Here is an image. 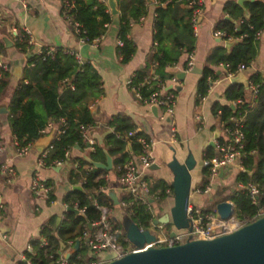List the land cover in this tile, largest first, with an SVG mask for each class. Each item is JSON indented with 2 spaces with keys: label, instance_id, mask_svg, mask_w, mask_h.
I'll return each mask as SVG.
<instances>
[{
  "label": "trees",
  "instance_id": "obj_1",
  "mask_svg": "<svg viewBox=\"0 0 264 264\" xmlns=\"http://www.w3.org/2000/svg\"><path fill=\"white\" fill-rule=\"evenodd\" d=\"M70 1L73 3L70 15L80 27V33L76 37L83 38L86 43L101 38L111 22L107 6L100 0ZM156 1L158 5L153 22L154 51L146 65L137 70L131 78L132 85L143 97H148L155 91L156 81L152 82L150 88L146 85L141 86V83L149 75L155 76L157 81L172 78L174 75L168 73L167 68L175 65L183 53H192L195 44L193 11L190 8L187 10L180 8L181 4L188 7L190 0ZM117 3L120 10L118 40L122 42L117 50L121 62L126 64L135 51L128 38L130 29L132 24L146 14V1L117 0ZM223 12L229 19L219 20L214 32H222L224 35L221 39L231 40L232 47L226 49L218 46L206 57V66L202 70L197 86L196 105L207 95L210 88L207 78H211L212 82L218 79L213 67L224 66L228 74L236 75L240 66L248 67L257 55L258 41L255 40V34L264 29V0L246 2L243 8L236 1H228ZM2 22L3 19L1 24ZM20 35L23 39L15 45L21 53L26 54L31 48L27 46L22 32ZM55 50L51 56L45 55V49H42L40 55L31 51L23 70V80L7 104L11 131L18 148L35 143L43 136L42 132L50 123L58 124V131H63L58 138H54L51 147L45 152L47 166L54 165L57 161H65V153L69 149L84 148L85 142L80 138V127L84 126L90 133L96 126L89 104L94 103L102 95L101 78L91 64L79 63L75 56L66 50L60 48ZM8 78V72L0 67V95L8 86ZM251 81L260 85L258 99L253 107L244 102L235 108L228 104L215 103L212 106V115L223 126L230 125V117L243 116L245 171L239 172L236 182L238 185L253 182L260 190L257 204L254 205L243 192L231 187L225 198L216 200L214 207L218 203L230 201L234 205L236 219L253 222L257 219V214L264 216V77L254 75ZM169 92L175 94L176 90ZM244 94L242 87L230 86L224 92V99L227 103L238 99L244 100ZM109 127L114 130L105 138V147L95 145L94 152L89 158L94 162H103L107 152L114 158L112 162L114 169H119L138 150L136 137L144 135L139 133L135 137L127 138V133L133 131L134 127L128 119L120 115L114 116ZM252 151L254 153L250 154ZM211 156V152H208L206 158ZM74 162L78 163L79 167H74ZM70 165L69 180L73 186L80 185L82 190H71L64 198V204L68 209H73L74 205H77L79 210H83V214L67 211L65 219L60 224L57 225L55 219L45 223L41 228L40 237L47 241V245L40 246V240L32 241L30 244L32 251L25 252L21 264H27V261L29 264H56L63 253L61 244L64 249L73 248L85 229L90 233L94 231L90 230L89 226L100 218L101 213L97 206H102L105 202L99 188L105 186L104 177L107 172L95 169L85 158H76ZM209 181V173L205 170L202 188ZM46 184L49 185L47 182ZM168 189L171 192L170 186L162 180L149 183V197L154 201L162 200ZM52 199L50 193L49 200ZM122 203H125L124 214L128 215L141 230H149L152 227L151 205L143 204L130 195H125ZM117 223L112 221V230L117 229L121 232L117 236L118 242L125 249L131 248L132 246L124 241L125 233L116 225ZM164 229L166 230L165 226ZM68 242L72 244L68 246ZM85 258L88 261L92 260L86 243L80 241L79 249L70 255L68 262L80 264L85 262Z\"/></svg>",
  "mask_w": 264,
  "mask_h": 264
},
{
  "label": "crops",
  "instance_id": "obj_2",
  "mask_svg": "<svg viewBox=\"0 0 264 264\" xmlns=\"http://www.w3.org/2000/svg\"><path fill=\"white\" fill-rule=\"evenodd\" d=\"M100 1L107 6L110 14L108 0ZM145 1L146 14L132 24L128 36L134 46V54L126 64H123L117 50L120 24L117 0L115 2L118 13L110 14L111 22L96 46L79 42L62 18L60 0H0V15L4 21L0 26V46L3 45L0 51V61L6 65L9 74L8 86L0 95V107H6L8 110L7 104L22 82L23 70L33 52L30 50L23 54L16 48L14 31L17 32V35L22 30L29 31L36 47L41 49L60 48L75 52L81 62L89 63L95 68L102 82V95L94 103L89 104V109L96 122V126L89 133L93 146L105 147V138L114 130L109 127V123L116 115L125 117L133 125V131L154 141L151 150L154 165L153 169L150 168L146 173L145 179L152 184L162 180L168 186L172 181V175L166 168V164L171 160L172 150L177 151V156L181 160L187 152L192 153L197 166L192 172L190 200L195 197V204L204 209L210 206L205 202L204 197L212 201L213 190L218 183L225 186V183L229 182L223 170L222 177L213 182L210 193L199 194L197 192L202 188L206 170L202 167V160L206 158L208 152H211L212 156L217 153L214 135L218 134L217 139L225 138L223 125L212 115V106L215 103L232 106V102L227 103L224 99V92L230 86L242 87L245 91L243 102L251 107L255 105L258 95L256 98L252 96L248 84L252 82L251 78L254 75L264 77V29L260 40H258L256 57L248 67L244 70L238 68L236 73V75L239 72L244 74L247 87L240 84L231 85L225 67L215 66L213 69L217 72L218 79L212 82L207 95L196 105L197 86L202 70L206 66V57L216 47L226 48V43L231 44V40L224 41L215 38L214 27L219 20L226 18L223 12L225 3L228 1L237 3V0H205L197 25L193 28L195 37L193 62L194 68L198 69L200 73L184 72L189 55L187 53H183L175 65L167 68V72L174 75L178 81L174 87L169 82L165 87L167 91L176 90L174 116L170 124L168 121L160 120L158 112L154 116L150 110L151 107L138 101L126 85L133 74L146 65L154 51L153 22L158 3L156 0ZM180 8L188 9L185 4H181ZM15 67L22 68L21 77L13 75ZM181 73L185 74L183 80L178 79V75ZM171 125L176 130L177 141L175 144L168 142ZM58 130L59 125L55 123L52 124V127H47L44 135L32 144L29 152L24 156H18L17 143L11 131L9 115L8 113L0 114V163H8L14 170L13 176L0 178V202L2 204L0 211V264H21L31 242L41 240L42 226L50 219H55L57 225L65 219L68 208L64 204V198L74 187L69 180L71 165L37 166L38 158L49 149ZM84 144L83 149L76 147L71 151L72 160L76 158L91 160L89 155L93 153V147L88 142ZM129 151H131L130 148ZM106 154L108 153L106 152ZM106 154L104 161H97V163L104 164ZM110 158L113 162L114 158ZM228 168L236 169L239 172L236 167ZM35 176L52 187L53 199L51 201L49 200L50 194L47 196L36 195L31 191L30 187ZM104 180L107 189L101 192L105 203L101 206L100 213H104L113 222H119L124 216L121 202L127 193L122 190L118 169L113 167L111 171L107 172ZM237 186L239 187L238 184ZM167 191L160 208L153 209V221L155 219L165 221V217L169 213L172 196L170 190ZM155 202L150 199L149 205ZM189 205L193 206L190 202ZM160 224L165 228L170 225L158 223V225ZM89 229L91 230L90 226ZM172 230L173 228L169 231L165 230V232L170 234ZM67 244L70 246L69 242ZM74 251V247L64 249L63 246L62 256L72 255Z\"/></svg>",
  "mask_w": 264,
  "mask_h": 264
},
{
  "label": "built area",
  "instance_id": "obj_3",
  "mask_svg": "<svg viewBox=\"0 0 264 264\" xmlns=\"http://www.w3.org/2000/svg\"><path fill=\"white\" fill-rule=\"evenodd\" d=\"M102 2V1H100ZM205 0H190L188 4V8L192 9V25L193 28L197 25V21L199 16L202 13V8ZM61 4V12L62 18L65 21L66 25L70 28V30L78 35L80 33L79 25L73 21L72 16L70 15V10L73 8V3L70 0H60ZM1 15H0V26H1ZM240 23V22H239ZM15 41L21 42L23 39L22 35H17V32L14 31ZM22 34L26 38V43L29 48L35 54H42V49L39 48L36 51V45L32 40L29 31L22 30ZM224 34L222 32H214V37L221 39ZM262 35V31H258L255 34V40H260ZM102 37L92 41L93 46L98 45L101 41ZM80 43H86L83 38L79 39ZM117 45L121 46L122 42L117 40ZM55 48H45V55L51 56L55 52ZM70 52V51H68ZM75 56L76 60L83 64L75 52H70ZM0 67L7 72V67L0 61ZM194 68L193 62V52L188 55V61L186 67L184 68V72H191ZM244 66H240L239 70H244ZM229 79L235 75L228 74ZM155 76L149 75L141 86L146 85L149 88L152 85V82L156 81L155 91L149 94L148 97H143L137 89L132 85L131 79L126 82L127 87L132 91L134 96L138 101H140L143 105L147 107H156L158 112V117L162 121H168L171 124V120L174 116V104L175 97L173 93H170L166 90V83L169 82L174 87L178 84V81L175 76L170 78L167 81L156 80ZM207 83L212 84L211 78H207ZM260 85L249 82L248 88L254 98L258 95ZM243 103V100L238 99L235 102H232L233 108L240 106ZM243 116H232L229 119L230 125L223 126L225 138L224 139H216L214 140L215 148L217 150V154L211 156L209 158H204L202 160V167L206 169L209 173L210 181L203 188L197 190L199 194H208L211 192L213 182L219 178V174L221 170H224L228 167H236L239 172H244L243 166V158L245 156L244 146H245V135L242 130L243 128ZM62 123L64 121L62 120ZM172 126V125H171ZM52 127V123L48 124V128ZM45 131L42 132L44 135ZM63 131H58L55 138H58L59 134H62ZM138 134L136 131H131L127 133V138L135 137ZM80 138L83 142H88L94 152L93 142L91 137L89 136V131L84 126L80 127ZM177 141L176 130L172 126L170 129V135L168 142L170 144H175ZM135 143L138 145V150L135 154H133L130 159L118 169L119 172V182L121 184L122 190H124L127 195H130L133 199L140 200L143 204H149V183L145 179V175L148 170L154 165V159L151 155V150L154 145V141L146 136H138L135 139ZM17 146V145H16ZM32 144H28L27 146L18 148L17 147V155L24 156L26 155ZM51 147V145H50ZM49 147V148H50ZM71 151L68 150L65 153V161H57L54 165L61 166L63 164H70L71 161ZM1 152V146H0ZM254 152H250L253 154ZM46 154L40 155L37 160L38 167L47 166L45 163ZM74 167H79V164L74 162ZM14 175V170L12 166L8 163H0V178L10 177ZM106 179V175H105ZM80 186V185H79ZM81 187V186H80ZM241 192H243L252 202V204H257L258 198L260 196V190L258 186L250 182L246 185H239ZM31 191L36 195L47 196L52 192V187L47 185L45 182L41 181L38 177H34L32 180V184L30 187ZM107 186H102L99 188L100 192L106 191ZM168 192V191H167ZM170 192V191H169ZM172 196V190L170 192ZM121 207H125V203L121 202ZM100 211L101 206H97ZM2 210V204L0 202V211ZM73 210H76L78 213L83 214V210H79L77 205H74ZM257 219L261 217V215H256ZM187 219L189 220V228L184 229L176 233L173 238L169 237V234L165 232L164 225L153 226V219L151 220L152 227L149 229L153 234H155L156 241L153 247L162 248V247H173L180 244H183L190 241H204V240H212L220 236L231 234L243 226L250 224L249 220H238L234 217V215L228 220H222L219 215L216 213L215 209L211 212L200 211L197 207L188 206L187 209ZM112 220L107 217L104 213H101L98 221L92 223L90 225L91 229L93 228V233L88 232V230H84L81 234L79 240L85 242L88 247V254L91 256L92 254H99L102 252H111L114 251L117 254V258H122L128 253L133 251V247L129 249H125L118 242L117 236L121 234V232L117 229L112 230ZM127 242L126 238L124 239ZM71 245L72 242H69ZM47 241L45 239L40 240V246H46ZM147 248V247H146ZM28 251H32V247L28 246ZM99 262V259H92L87 262H83L80 264H96ZM27 264L29 262L27 261ZM56 264H69L68 259L61 256ZM99 264H101L99 262Z\"/></svg>",
  "mask_w": 264,
  "mask_h": 264
},
{
  "label": "water",
  "instance_id": "obj_4",
  "mask_svg": "<svg viewBox=\"0 0 264 264\" xmlns=\"http://www.w3.org/2000/svg\"><path fill=\"white\" fill-rule=\"evenodd\" d=\"M253 0H237L240 7H244L246 2ZM110 14L116 15L115 0L107 1ZM225 19H229L226 17ZM232 44L226 43L225 47L229 48ZM39 47H36V51ZM22 68L15 67L13 75L21 77ZM192 73L199 74L200 71L193 68ZM185 74L178 75L179 80L184 79ZM231 85L240 84L247 87L246 78L242 72L229 79ZM154 116L157 115V108H150ZM8 113L6 107H0V114ZM218 138V134L214 135V139ZM88 162L98 170L109 172L113 168L112 159L106 154V162L104 164L91 160ZM197 162L192 153L187 152L186 156L181 160L177 156V151L172 150L171 160L166 164V168L172 175L170 188L172 190V206L165 221H153V226L158 223L170 224L173 228L169 234L173 238L176 233L189 228V220L187 219V209L190 202L192 172L196 169ZM153 169V167H151ZM158 169V168H157ZM223 170L220 171L219 177H222ZM72 190L81 191L80 186H74ZM74 213L76 210L67 209ZM215 211L222 220H228L234 215V205L231 202H221L216 204ZM123 219V217H122ZM122 219L120 221H122ZM124 233L127 242L133 247V251L122 258H117L114 251L102 252L97 255L92 254V259H99L101 264H264V216L256 219L238 229L237 231L217 237L212 240L190 241L173 246L156 248L153 245L156 241L155 234L151 230H141L130 219L124 227ZM80 241L77 240L74 250H78ZM147 247V248H146ZM63 251V245L61 244ZM70 254H66L65 258L69 259Z\"/></svg>",
  "mask_w": 264,
  "mask_h": 264
},
{
  "label": "rangeland",
  "instance_id": "obj_5",
  "mask_svg": "<svg viewBox=\"0 0 264 264\" xmlns=\"http://www.w3.org/2000/svg\"><path fill=\"white\" fill-rule=\"evenodd\" d=\"M224 173L226 175V178L229 179V182L228 183L226 182L225 186H222L221 183H218L217 187L213 190V195L214 196H213V200L212 201H209L206 197H204L205 198V202L209 203L210 206H208L207 208L203 209V207L198 206L197 204H195V202H194L195 197L190 200V203L193 206L197 207L200 211L209 212V211H213L214 210V203L216 202V200H219L220 198H225L227 196L229 188L233 187L237 191H241L240 188L237 186V182H236V178H237V175L239 174V172L236 169L225 168L224 169ZM163 200L164 199L157 200L155 203H153L150 206L151 213H153V209L155 207L160 208V206L162 205ZM129 219L130 218L128 217V215L124 214L122 221H119L116 225L120 229H122L124 231V227H125V225H126V223L128 222ZM170 229H172V226L168 225L166 227V230L169 231ZM84 260H85V262L88 261L87 258H85ZM96 264H99V262L97 261Z\"/></svg>",
  "mask_w": 264,
  "mask_h": 264
}]
</instances>
